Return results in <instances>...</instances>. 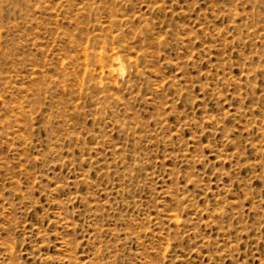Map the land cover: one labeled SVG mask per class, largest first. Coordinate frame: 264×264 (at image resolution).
I'll use <instances>...</instances> for the list:
<instances>
[{
  "label": "rangeland",
  "instance_id": "374dc122",
  "mask_svg": "<svg viewBox=\"0 0 264 264\" xmlns=\"http://www.w3.org/2000/svg\"><path fill=\"white\" fill-rule=\"evenodd\" d=\"M0 264H264V0H0Z\"/></svg>",
  "mask_w": 264,
  "mask_h": 264
},
{
  "label": "bare ground",
  "instance_id": "6f19581e",
  "mask_svg": "<svg viewBox=\"0 0 264 264\" xmlns=\"http://www.w3.org/2000/svg\"><path fill=\"white\" fill-rule=\"evenodd\" d=\"M119 62V61H118ZM121 66V63L119 64Z\"/></svg>",
  "mask_w": 264,
  "mask_h": 264
}]
</instances>
